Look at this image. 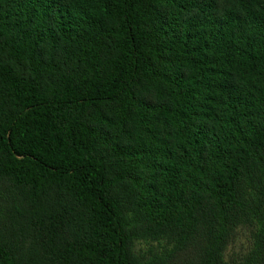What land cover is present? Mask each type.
Returning a JSON list of instances; mask_svg holds the SVG:
<instances>
[{"label":"trees","instance_id":"obj_1","mask_svg":"<svg viewBox=\"0 0 264 264\" xmlns=\"http://www.w3.org/2000/svg\"><path fill=\"white\" fill-rule=\"evenodd\" d=\"M0 264H264V0H0Z\"/></svg>","mask_w":264,"mask_h":264},{"label":"rangeland","instance_id":"obj_2","mask_svg":"<svg viewBox=\"0 0 264 264\" xmlns=\"http://www.w3.org/2000/svg\"><path fill=\"white\" fill-rule=\"evenodd\" d=\"M154 245H156L154 243ZM151 248V243L139 242L136 244L135 249H140L141 251H146ZM249 248V232L246 229H240L235 239L230 243L226 254H230L231 256L236 254H243Z\"/></svg>","mask_w":264,"mask_h":264}]
</instances>
